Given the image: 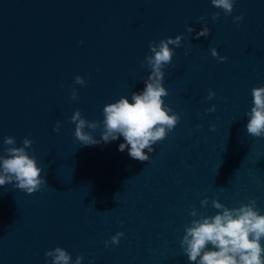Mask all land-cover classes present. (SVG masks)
<instances>
[{
    "label": "water",
    "instance_id": "obj_1",
    "mask_svg": "<svg viewBox=\"0 0 264 264\" xmlns=\"http://www.w3.org/2000/svg\"><path fill=\"white\" fill-rule=\"evenodd\" d=\"M177 36L162 71L181 122L145 150L151 162L120 152L123 137L80 145L75 112L100 122L85 128L100 140L104 107L145 88L149 45ZM255 87H264V0H233L228 16L212 0H0V157L33 141L25 151L48 184L31 195L0 187V264H53L56 247L70 264H192L181 241L193 220L221 211L213 200L228 209L255 200L264 215V137L246 130ZM118 232L120 244L105 247Z\"/></svg>",
    "mask_w": 264,
    "mask_h": 264
},
{
    "label": "clouds",
    "instance_id": "obj_2",
    "mask_svg": "<svg viewBox=\"0 0 264 264\" xmlns=\"http://www.w3.org/2000/svg\"><path fill=\"white\" fill-rule=\"evenodd\" d=\"M212 4L224 10L225 16L233 11V0H212ZM219 13H213V21H217ZM206 17H200L204 20ZM234 22L243 21L242 15L235 16ZM189 32L195 31L192 28ZM210 30L205 28L197 33L196 39L207 38ZM183 37L177 36L159 41L158 47H149L154 55L147 57V62L152 69L151 75L145 81V88L139 93H133L131 102L127 98H120L116 103L107 104L103 109V130L101 139H95L85 128L96 130L100 122H88L81 118L80 110L71 117V123L75 124L74 136L83 146H96L101 142L108 144L123 137L124 143L119 145V151L127 150L128 155L140 162H151L147 153H154L158 142H163L168 133L181 122V114H177L171 107L165 104L169 91L163 86L165 73L162 69L173 62L174 51L169 44L180 46ZM213 57L217 56L216 50L211 49ZM185 55L188 53L185 52ZM227 57L220 62H226ZM75 84L84 85L81 76L74 78ZM63 87V85H61ZM216 93L209 92L208 99L215 97ZM253 104L248 114L250 120L246 125L247 134L261 138L264 137V87L252 89ZM72 99H78L75 90ZM215 110L208 109V112ZM59 132V128L53 129ZM211 130H214L212 126ZM8 145L15 144L11 137L5 138ZM25 147H31L33 141L25 139ZM25 147H12L7 149L8 157H0L2 161V173H0V187L13 183L14 188L29 195L40 192L48 186L41 173L44 169L38 167L35 158L30 157ZM147 150V153L146 151ZM213 206L221 210L214 217H206L193 220L190 227L185 229V235L181 241V248L192 264H264V215H261L255 200L239 208L228 209L225 205L213 200ZM203 205L207 200L202 201ZM196 216V212L191 213ZM124 232H118L105 242V247L119 245ZM46 257H53V264H70L71 255L63 248L56 247L54 251H48ZM83 256L77 257L75 264H82ZM95 264V261H91Z\"/></svg>",
    "mask_w": 264,
    "mask_h": 264
}]
</instances>
